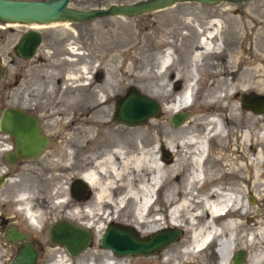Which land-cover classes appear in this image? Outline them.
<instances>
[{"label": "rangeland", "instance_id": "rangeland-1", "mask_svg": "<svg viewBox=\"0 0 264 264\" xmlns=\"http://www.w3.org/2000/svg\"><path fill=\"white\" fill-rule=\"evenodd\" d=\"M135 1L138 0H69V6L75 9H90L106 7L111 3H133ZM172 19H177L179 22H173ZM214 22L222 25L226 34L234 31L235 38L231 39L225 34L224 44L219 40L213 42L219 44L222 52L213 51L201 61L205 69L204 75L198 78L192 95V104L180 111V113L186 112V117L182 123L174 127L170 124L172 113H168L165 118H162L164 120L160 127L162 135L159 137L160 140L165 141V133L179 136L185 125L195 118L199 119L197 122H204L210 118L218 119L214 121L219 124V127L221 126V133L223 135L227 133L229 136L227 138L216 136L207 144L206 151L209 157L205 162L207 170L203 177L210 182L209 184H206L207 181L201 182L196 186L195 193L199 196L202 193L206 194L215 185L225 190L235 187L242 191L243 201L249 205L253 215L264 218V201L255 198L254 191L251 193L247 191L249 173L244 168L245 161L236 141V133L246 131L249 127L254 134L259 128L258 135L260 136L256 133V136L253 135L255 142L253 155H260L256 157L257 161L264 159V133L260 129L262 125L264 126V112H256L252 108L247 109L241 105L242 97L250 104H253L254 97L258 99L260 97L263 102L264 91L253 89L252 92H246L242 90L245 85L238 83L243 69L259 70L264 65V61L258 60L264 57V0L211 4L181 2L136 16L112 15L84 22L42 24V27L36 29L42 36L37 51L39 60H33L31 63L19 58L14 51L24 31L31 29L30 25L0 24V63L2 66L0 110L4 106H14L33 112L40 120L42 133L49 138L46 152L35 162L33 168H29L26 175L17 173L11 176L10 182H3L0 185V214L7 221H11V225L16 227V230L28 235L30 241L35 240L38 244L40 243L37 259L39 264H55L59 259H63L64 264H104L108 254L98 243L106 227L98 236L88 229L91 232L89 246L72 257L64 248L51 244L48 240V229L51 225L61 220L76 224L80 221L72 217L71 210L92 205L93 191L88 185L82 183L84 190L78 196H73L71 188L76 179H79L78 176L91 168L92 158L103 154L106 150L103 147L92 145V137L98 140L100 132L98 126L92 127V105L89 96L95 93L98 98L106 100L101 106L104 113L101 120L105 123L104 129L107 135L114 133L116 137L126 140L131 134L145 130L152 119L160 120L162 117V102L153 95V92L162 93V90L159 81L151 78L154 73L160 71V60L166 58L164 56L168 54L169 59L177 61V68L183 65L188 67L183 64L184 62L182 63V57L186 48L195 43L194 39L192 42L189 38V34ZM231 41L234 43L231 44ZM68 45H72L79 54H71ZM250 55L253 56V61L247 64L245 61ZM87 63L90 66L89 73L84 74L85 77L75 83L84 85L83 90H79L82 100L78 102V108L72 109V101L63 93L65 84L62 79L65 74L76 72ZM215 71L224 72L222 75L215 74L214 76L212 72ZM144 74L148 76L147 79L139 78ZM179 76L177 78L169 74L165 78V89L169 92V98L177 97L189 81L183 71ZM107 81L111 82L109 88L106 87ZM218 81L220 84L235 83L236 86L231 88L222 85L223 90L212 93L211 89ZM129 87L154 99L159 105L156 115L133 126L112 121L116 99L121 97ZM67 90L71 91L70 86ZM236 90L239 91L236 92ZM219 94L220 97L216 101L213 95ZM222 95L226 96L222 97ZM97 105L95 104L93 108L96 109ZM231 107L233 112H231ZM52 109L60 111L59 115L50 116ZM231 113L235 116L232 117ZM81 118H91V120L86 123V121H81ZM196 130L195 133L201 131L199 127ZM154 133V131L150 132L152 138H156ZM73 135L76 136V140H71ZM2 142L5 143V138L0 132V143ZM137 142L147 145L152 141L146 139ZM243 150L252 153L248 144ZM65 152L69 153L68 161L72 164L70 168L66 167L68 164ZM169 153L171 154L169 160L174 159L171 151L166 147H159L157 155L164 160ZM171 164L172 162L168 165ZM5 166L0 149V173L3 169L5 170ZM188 174V167L184 166L179 174L180 182ZM250 174L257 181L260 178L256 175H262L264 181V163L258 162L252 167ZM167 189L168 183H165L155 194V198H158V205L155 203L154 207L159 209V214L161 210L163 211L162 217L166 215L167 208L159 202V199L166 194ZM19 192L34 196V201L31 203L36 207L39 204L40 208L46 212V221L44 217L40 224L34 227L26 220L14 205V197ZM248 196L255 198V202L250 204ZM131 208V205H126L112 222L131 226L129 224ZM231 219L243 220L238 213ZM251 230L254 231L253 228ZM135 233L142 236L139 231L135 230ZM182 235L181 229L179 236L169 242L167 247H162L161 251L180 241ZM238 249L242 247L236 250ZM212 250L209 248V251L202 253L201 262L203 264L216 263L215 255L210 252ZM244 250L247 257L249 251ZM13 253L14 247L4 239L3 227L0 226V264H8ZM157 254L128 255L129 257L121 258H127L131 264H155L147 258ZM119 257L115 258L121 259Z\"/></svg>", "mask_w": 264, "mask_h": 264}, {"label": "bare ground", "instance_id": "bare-ground-1", "mask_svg": "<svg viewBox=\"0 0 264 264\" xmlns=\"http://www.w3.org/2000/svg\"><path fill=\"white\" fill-rule=\"evenodd\" d=\"M172 21L179 22L177 19H172ZM5 25L10 26L9 24ZM40 27L42 26L38 24L30 25V28L35 30ZM224 29L222 25H217L214 22L203 28L200 27V30H196L197 32L189 34V38L191 40L194 39L195 43L186 48L182 57V63L184 62L183 64L188 65V67L183 65V67L177 68V61L172 58L169 59L168 54L165 56L166 58L160 60V71L154 73L151 78L159 81V86L162 90V93L153 92V95L162 102V117L160 120L152 119L145 130L131 134L126 140L116 137L114 133L107 135V131L104 129L105 123L101 120L104 114L101 106L106 100L98 98L95 93L89 96V101L92 105V127L98 126L100 132L98 140L92 137V145L103 147L106 150L103 154L94 156L91 168L78 176L81 181L91 188L93 196L92 205L76 207L71 210L72 217L80 221L76 222V225L87 230L90 229L95 236H98L108 223L118 217V213L126 205H131V220L129 224L136 231H139L142 236H146V240L155 232L162 231L164 228L171 227L179 231L182 229L183 235L180 241L163 251L160 249L154 254H150L155 255L159 252L156 256L147 258V260L153 261L155 264H203L201 262L202 253L209 251V248L213 249L210 252L216 257L215 264H231L229 260L230 254H233L239 247L249 251L247 257L245 253L242 264L244 261L245 264H264V218L253 215L249 205L243 201L242 191L235 187L225 190L214 184L215 186L210 188V192L206 194L202 193L199 196L195 193L199 180L202 179V182L207 181V178L203 177L205 170H207L205 162L209 157L205 144L207 145L216 136L223 138L229 136L227 133L224 135L221 133V126L219 127V124L214 121L218 119L210 118L204 122H197L199 119L195 118L185 125L179 136L165 133V141L160 140L159 137L162 135V131H160V127L164 122L162 118H165L168 113H179L182 109L192 104L194 86L197 85L199 76L204 75L205 69L201 61L210 53L212 54L213 51L222 52L219 44H214L213 42L219 40L222 44L225 43L224 35L226 32ZM226 35L233 39L236 33L229 31ZM230 43L234 42L231 41ZM68 48L71 54H79L72 45H68ZM258 60L264 61V57ZM252 61L253 56L250 55L245 63L250 64ZM253 69H243L238 83L245 85L242 90L246 92H252L253 89L264 91V65L259 70ZM89 70L90 66L87 63L76 72L65 74L62 79L65 89L63 90L62 88L61 90L72 101V109L78 108V102L82 100V94L79 90H83L84 87V85L75 83L85 77L84 74H88ZM181 71H183L184 76L189 81H187L184 90L177 97L169 98V92L165 89V78L169 74L178 78ZM223 72L215 71L212 73L215 76V74L222 75ZM139 78L147 79L148 76L144 74ZM222 85L231 88L236 86L235 83L220 84V81H218L211 89L212 93L223 90ZM69 86L71 88L70 92L67 90ZM106 87H111V82L107 81ZM238 91L236 90V92ZM48 93H51V91H48ZM225 96L222 95V97ZM219 97L220 94L213 95L216 101ZM189 99L190 102L187 104ZM93 101L95 102L92 104ZM95 104H98L96 109L93 108ZM50 112V116L59 115L60 113V111L53 109ZM231 112H233L232 107ZM231 115L232 117L235 116L234 113H231ZM90 120L91 118H81V121H86V123ZM198 127L201 131L195 133ZM246 129V131L242 130L236 133V141L245 161L244 168L249 173L247 191L248 193L254 191L256 194L255 198L264 201L263 176L257 174L256 176L260 178L257 181L250 174L252 167L258 162L264 163V159L256 160V157L260 155H253V145L255 143L253 135L256 133L257 136H260L258 135L259 128L254 134L249 127ZM260 129L264 133L263 125ZM152 131L155 132L154 137L156 138L150 136ZM256 138L255 141L257 140ZM146 139L152 142H148L147 145L137 142L138 140ZM71 140H76V136L73 135ZM154 143L156 145H153ZM246 144H248L252 153H247V151L243 150ZM2 146H0L2 152L7 150L6 147L2 148ZM159 147L168 148L174 159L170 158L169 160L170 153L164 160L161 159L157 155ZM65 158L68 164L66 167L70 168L72 164L68 161V152H65ZM170 162L172 164L168 165ZM184 166L188 167L189 174L180 182L179 174ZM0 176H2V173H0ZM7 181L5 179V182ZM3 182L4 177L0 185ZM209 182L208 180L206 184H209ZM165 183H168V189L166 194L159 199V202H162L167 208L166 215L162 217L164 215L163 211L161 210V214H159V209L154 207V204L158 202V198L151 203L150 198L153 194H157L158 189ZM14 198L13 201L17 210L24 215L32 226L37 227L45 217L46 212L40 208L39 204L36 207L31 203L34 201V196L19 192ZM250 198L252 201L255 199L252 196ZM60 202H63V200H60ZM236 213L240 215L243 222L231 219ZM252 228L254 231L251 230ZM104 250L108 253L104 264H131V261L127 258H121L129 256L123 255L119 257L121 259H116L115 257L118 256L110 249L104 248ZM55 264H64V260L59 259Z\"/></svg>", "mask_w": 264, "mask_h": 264}, {"label": "water", "instance_id": "water-1", "mask_svg": "<svg viewBox=\"0 0 264 264\" xmlns=\"http://www.w3.org/2000/svg\"><path fill=\"white\" fill-rule=\"evenodd\" d=\"M246 0H138L133 3H111L106 7L90 9H75L69 6V0H0V24H50L56 22H84L93 18L123 15L136 16L161 10L167 6L181 2H196L211 4L218 2H242ZM41 43V35L35 29L24 31L18 39L14 51L21 59L30 58ZM2 66L0 63V79ZM253 104L242 97V107L252 108L256 112H264V101L253 98ZM159 105L154 99L139 93L129 87L125 93L116 99L112 121L133 126L142 123L148 117L158 112ZM186 112L173 113L170 124L178 126L186 117ZM0 132L13 140L11 150L4 152L3 157L8 164L19 159H34L40 157L47 145V136L40 129L36 116L25 110L4 106L0 111ZM4 176L0 177V184ZM83 181L76 179L72 185L73 196H78L83 190ZM249 203H253L248 196ZM176 228H164L155 232L147 240L139 236L131 226L115 222L109 223L98 239L101 248L110 249L116 256L150 255L166 246L179 236ZM4 239L16 247L8 264H39L37 251L27 241L28 237L13 226L6 228ZM91 232L67 220H61L48 229V240L64 248L69 256H76L89 246ZM245 252L236 250L231 256V264H242Z\"/></svg>", "mask_w": 264, "mask_h": 264}, {"label": "flooded vegetation", "instance_id": "flooded-vegetation-1", "mask_svg": "<svg viewBox=\"0 0 264 264\" xmlns=\"http://www.w3.org/2000/svg\"><path fill=\"white\" fill-rule=\"evenodd\" d=\"M41 39H42V36H41ZM38 48H39V46L37 47V48H35V52L33 53V55L30 57V58H28V59H25V60H27V61H30L29 63H31L33 60H36V59H38V54H37V51H38ZM39 60V59H38ZM71 68H73V67H71ZM3 108V107H2ZM1 108V109H2ZM19 108V107H18ZM22 109V108H21ZM24 110V109H23ZM1 111V110H0ZM27 113H29V114H32V115H34V116H36L33 112H30V111H27V110H25ZM37 117V116H36ZM37 119H38V121H39V126H40V129H41V123H40V120H39V118L37 117ZM3 137L5 138V143L3 144V142L2 143H0V145H3L2 146V148H4V147H6L8 150H11L12 149V147H13V140H12V138L10 137V136H7V135H4L3 134ZM48 138V137H47ZM48 144H49V138H48V140H47V145H46V148H45V151H44V153L46 152V150H47V147H48ZM4 152V151H3ZM3 152H2V159H3V161L5 162V164H6V166H5V170L3 169L2 170V176H4V182H5V179L6 180H10L12 177V175H16L17 173H19L20 175H26V173H27V171L29 170V168H33V165H35V162H37L38 160H39V158L42 156V155H44V153L40 156V157H37V158H34V159H19V160H17L16 162H14L13 164H8L6 161H5V159H4V157H3ZM40 172H42V170L40 171ZM1 177V176H0ZM12 224V222L11 221H7V219L4 217V216H2L1 214H0V226H2L3 227V231L5 232V230H6V228L7 227H9V226H13V225H11ZM14 227V226H13ZM16 227H14V229H15ZM16 230V229H15ZM20 231V230H19ZM27 237H28V239H27V241L34 247V249L37 251V259H38V256H39V248L41 247V245H40V243L38 244V242H36L35 240H31L30 241V238H29V236L27 235ZM14 247V252H15V249H16V247L15 246H13Z\"/></svg>", "mask_w": 264, "mask_h": 264}]
</instances>
